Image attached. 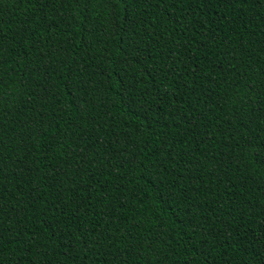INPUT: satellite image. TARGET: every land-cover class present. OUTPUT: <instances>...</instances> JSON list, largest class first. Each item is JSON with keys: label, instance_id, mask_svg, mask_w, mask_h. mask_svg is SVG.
Returning <instances> with one entry per match:
<instances>
[{"label": "trees", "instance_id": "obj_1", "mask_svg": "<svg viewBox=\"0 0 264 264\" xmlns=\"http://www.w3.org/2000/svg\"><path fill=\"white\" fill-rule=\"evenodd\" d=\"M0 264H264V0H0Z\"/></svg>", "mask_w": 264, "mask_h": 264}]
</instances>
